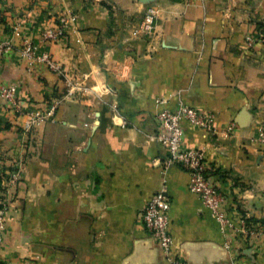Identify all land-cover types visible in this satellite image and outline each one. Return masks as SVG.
Segmentation results:
<instances>
[{"label":"crops","instance_id":"0c3cea01","mask_svg":"<svg viewBox=\"0 0 264 264\" xmlns=\"http://www.w3.org/2000/svg\"><path fill=\"white\" fill-rule=\"evenodd\" d=\"M64 24L63 37L43 41ZM24 40L62 74L30 64ZM0 41L15 47L0 57V84L18 86L25 113L53 108L26 132L0 99V264H165L140 220L162 183L180 259L264 264V0H0ZM180 102L215 116L216 138L182 123V147L204 150L222 209L254 236L222 235L186 171L164 170L156 114Z\"/></svg>","mask_w":264,"mask_h":264},{"label":"built area","instance_id":"2783aa9c","mask_svg":"<svg viewBox=\"0 0 264 264\" xmlns=\"http://www.w3.org/2000/svg\"><path fill=\"white\" fill-rule=\"evenodd\" d=\"M156 16L155 9H148L145 12L143 21L140 24V30L148 33L151 29L152 22ZM71 16L69 20H74ZM65 24L54 29L44 31L42 39L44 42H53L64 36ZM14 32L19 31V27L13 28ZM255 41L246 37L245 44L248 48L254 46ZM13 44L9 41H0V57L9 54L14 50ZM35 47L32 43L24 40L20 53L30 61L45 63L48 68L58 74H62V68L50 57H36L34 55ZM74 87H69L68 95H71ZM18 86L14 84H0V99L10 110L25 116L26 121L22 128L24 131H31L32 127L49 121L53 113V108L47 110L23 112L21 103L17 99ZM156 120L161 127V131L155 135V139L166 149L167 156L163 160L164 170L171 166H179L188 174V191L197 196L203 206L210 213L212 219L218 225L222 235L227 236L230 232L237 233L242 237L254 236L256 230L254 226H249L245 218L235 223L222 209L225 195L219 188L216 179L214 166L206 160L204 150L190 149L182 147L184 130L182 123H187L204 132L206 137L216 138L218 136V126L216 125L215 116L209 113H203L198 109L180 102L174 110H161L156 114ZM234 130V124L226 127L225 135L230 137ZM264 138V133H261ZM19 172L11 175L8 185L16 186L19 181ZM9 188L7 187V190ZM8 203L0 199V245L3 242L2 233L6 225V214ZM171 202L167 195V186L162 183L160 189L154 193L140 214L141 223L147 232V235L160 249L165 264H189L178 256L175 251V241L170 232L169 212ZM227 247V246H226ZM33 264H44L41 262Z\"/></svg>","mask_w":264,"mask_h":264}]
</instances>
